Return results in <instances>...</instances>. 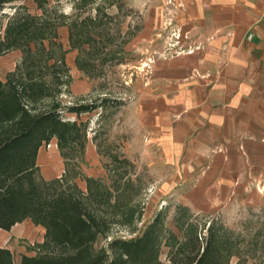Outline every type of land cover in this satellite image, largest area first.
Instances as JSON below:
<instances>
[{"label":"rangeland","instance_id":"rangeland-1","mask_svg":"<svg viewBox=\"0 0 264 264\" xmlns=\"http://www.w3.org/2000/svg\"><path fill=\"white\" fill-rule=\"evenodd\" d=\"M221 1L233 2L22 0L6 5L0 12L1 39L8 25L24 14L64 23L57 28V38L52 34L43 42L12 51L19 53L14 63L7 57L10 53L1 56L0 80L7 83L19 75L44 84L47 93L36 103L37 113L57 109L65 121L77 122L83 142L86 133L83 150L79 146L65 148L71 154L68 160L56 139L43 145L38 156L37 182L42 186L59 179L75 183L86 192L87 178L95 180L90 185L106 199L102 212L108 219V227L92 245L95 255L105 252L112 256L109 244L113 239L129 240L141 235L163 213L166 232L157 264H170L174 241L183 239L178 219V207L183 206L189 209L199 231L207 230L215 221L232 235L239 252L229 264H264V181L253 180L235 195L227 189L197 188L204 173H210L211 163L195 167L188 179L183 174L174 181L179 166L164 163L163 146L156 139L158 135L155 138L151 132L161 113L152 112L145 119L138 113L146 102L156 110L165 102L172 108L171 126L180 119L182 114L173 112L180 99L179 78L168 74L185 66L178 64L179 57L209 51V39L225 35L214 28L218 16L225 13H217L211 6ZM247 1L251 7H264V0ZM195 15H199L202 28L184 30L190 25L185 24L186 20ZM202 37L208 41H202ZM225 47L226 44L217 45L213 51L224 53ZM163 72L167 75L163 76ZM83 80L90 89L76 92V84ZM92 105L100 107L81 114L71 111ZM202 190L214 194L218 190L220 198L226 200L215 203L214 208L206 204L199 207L193 200L203 199ZM45 242L46 230L32 220L10 231L0 230V248L11 252L15 264H21L23 256L44 255Z\"/></svg>","mask_w":264,"mask_h":264},{"label":"trees","instance_id":"trees-1","mask_svg":"<svg viewBox=\"0 0 264 264\" xmlns=\"http://www.w3.org/2000/svg\"><path fill=\"white\" fill-rule=\"evenodd\" d=\"M17 1L22 0H0V12ZM58 22L31 14L19 16L0 40V57L43 42L52 34L57 38L58 26H64ZM46 93V86L34 79L15 75L7 83L0 80V229L10 231L32 220L46 230L47 252L39 257L23 256L21 264H157L166 232L163 213L141 235L113 239L109 244L112 256L105 252L95 255L92 245L108 227L102 212L106 199L90 185L95 180L87 178L86 192L59 179L38 184V156L43 145L56 139L68 160L71 154L65 148L79 146L83 150L86 142V133L83 142L77 122L65 121L57 109L37 113L36 103ZM99 107H74L71 111L81 114ZM178 214L183 239H173L170 264H229L238 254L237 242L215 221L203 232L187 207L179 206ZM0 264H15L9 250L0 248Z\"/></svg>","mask_w":264,"mask_h":264},{"label":"crops","instance_id":"crops-1","mask_svg":"<svg viewBox=\"0 0 264 264\" xmlns=\"http://www.w3.org/2000/svg\"><path fill=\"white\" fill-rule=\"evenodd\" d=\"M244 1L212 4L215 12L225 13L214 22L215 30L221 29L225 35L211 37L209 51L179 57L178 64L185 66L170 70L168 76L179 78L180 99L173 112L182 114L174 126L172 108L165 102L160 110L146 102L138 112L142 119L155 111L161 113L151 132L155 138L158 135L156 139L163 146L164 163L179 166L174 181L183 174L188 179L195 167L211 163L210 173H204L196 187L225 189L232 195L249 187L253 180L264 181V7H251ZM194 17L186 20L190 25L184 30L202 28L199 15ZM202 41L208 40L202 37ZM223 44L224 53L213 51ZM7 57L14 63L19 53ZM89 89L84 80L75 86L76 92ZM202 198L193 200L202 208H214L215 203L226 200L220 198L218 190L216 194L202 190Z\"/></svg>","mask_w":264,"mask_h":264}]
</instances>
